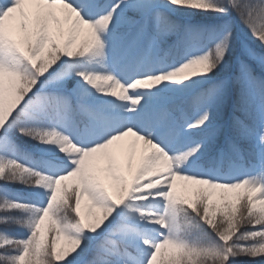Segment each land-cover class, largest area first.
<instances>
[{
  "label": "snow or ice",
  "instance_id": "obj_1",
  "mask_svg": "<svg viewBox=\"0 0 264 264\" xmlns=\"http://www.w3.org/2000/svg\"><path fill=\"white\" fill-rule=\"evenodd\" d=\"M0 264H264V0H0Z\"/></svg>",
  "mask_w": 264,
  "mask_h": 264
},
{
  "label": "rangeland",
  "instance_id": "obj_2",
  "mask_svg": "<svg viewBox=\"0 0 264 264\" xmlns=\"http://www.w3.org/2000/svg\"><path fill=\"white\" fill-rule=\"evenodd\" d=\"M129 152H131V150L129 149ZM141 153L139 151V148H137V150L132 153V162L134 160L133 167H135V165L139 162ZM117 157L119 159V162L121 163L122 166H124L125 168L127 167V159L125 158V156L123 154H121L120 152H117ZM135 158V159H134ZM180 182H177V184L179 185ZM81 210L83 211V202L81 205Z\"/></svg>",
  "mask_w": 264,
  "mask_h": 264
},
{
  "label": "bare ground",
  "instance_id": "obj_3",
  "mask_svg": "<svg viewBox=\"0 0 264 264\" xmlns=\"http://www.w3.org/2000/svg\"><path fill=\"white\" fill-rule=\"evenodd\" d=\"M134 159H135V158H134ZM133 162H134V160H133ZM133 162H132V163H133Z\"/></svg>",
  "mask_w": 264,
  "mask_h": 264
}]
</instances>
